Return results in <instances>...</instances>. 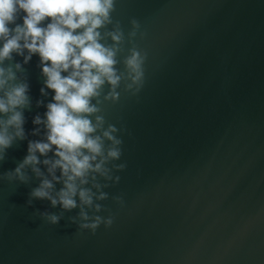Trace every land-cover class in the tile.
<instances>
[{
  "label": "water",
  "instance_id": "95a60500",
  "mask_svg": "<svg viewBox=\"0 0 264 264\" xmlns=\"http://www.w3.org/2000/svg\"><path fill=\"white\" fill-rule=\"evenodd\" d=\"M111 17L116 67L131 48L146 56L135 96L100 98L105 125L120 129L114 163L125 164L101 189L99 215L113 222L81 231L78 208L30 196L40 183L30 168L24 181L12 175L43 139L32 121L52 95L41 94L38 57L13 53L0 67L29 103L23 138L0 156V264H264V0H116Z\"/></svg>",
  "mask_w": 264,
  "mask_h": 264
},
{
  "label": "clouds",
  "instance_id": "9594fccd",
  "mask_svg": "<svg viewBox=\"0 0 264 264\" xmlns=\"http://www.w3.org/2000/svg\"><path fill=\"white\" fill-rule=\"evenodd\" d=\"M115 2L0 0V63L13 53L23 55L25 63L36 55L44 77L41 94L45 89L52 94L43 117L32 121L43 125V139L28 142L26 155L12 175L24 181L22 170L30 168L40 178L30 196L47 199L63 210L78 208L73 219L79 230L90 233L101 224L111 226V214L99 215L100 202L108 195L101 189L108 187V181H119L112 172L125 167L114 163L122 154L120 129L112 123L105 125L100 98L115 103L121 91L135 96L144 83L145 53L129 49L120 71L116 57L122 33L118 29L103 31L112 23ZM132 23L135 27L136 22ZM14 79L11 69L0 67V156L14 138L24 135L22 109L29 103L27 85L11 83ZM37 165L44 166L46 176ZM56 183L61 187L54 192ZM113 200L122 206L120 197ZM46 219L54 225L59 216L47 215Z\"/></svg>",
  "mask_w": 264,
  "mask_h": 264
}]
</instances>
